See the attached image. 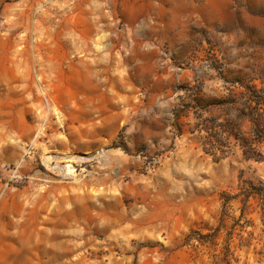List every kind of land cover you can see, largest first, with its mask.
Instances as JSON below:
<instances>
[{
	"label": "rangeland",
	"instance_id": "rangeland-1",
	"mask_svg": "<svg viewBox=\"0 0 264 264\" xmlns=\"http://www.w3.org/2000/svg\"><path fill=\"white\" fill-rule=\"evenodd\" d=\"M249 89L264 0H0V264H264Z\"/></svg>",
	"mask_w": 264,
	"mask_h": 264
},
{
	"label": "trees",
	"instance_id": "trees-1",
	"mask_svg": "<svg viewBox=\"0 0 264 264\" xmlns=\"http://www.w3.org/2000/svg\"><path fill=\"white\" fill-rule=\"evenodd\" d=\"M245 101L248 104V111L243 113L242 116L247 118L251 123L249 134L244 135V133H242L240 123L237 126L233 125V127H230V124L227 122L223 124L221 133L225 137H234L246 158L262 161L264 160V155L258 147L264 146V94L258 90L249 89ZM206 132L210 135V137H213L211 127L206 129ZM203 150L206 154L211 155L215 161H218L225 156V151H220V153H218L214 147H210V145L207 147V143L203 145ZM238 189L239 191L233 195L228 193H224L222 195L223 215L221 226L215 228L211 233L204 235L206 237V241L204 240L199 242L211 244L215 247L219 232L225 222L224 216H226V211H228L229 205L232 201H238L241 204L240 217L237 221L240 223L241 218L245 215L257 213L260 216L263 225L262 231L264 234V181L255 183L254 181L243 180L240 181ZM249 223V221L243 223V225L240 223V226L245 228L249 225ZM223 261L226 264H231L228 251L222 253L221 262Z\"/></svg>",
	"mask_w": 264,
	"mask_h": 264
},
{
	"label": "bare ground",
	"instance_id": "bare-ground-1",
	"mask_svg": "<svg viewBox=\"0 0 264 264\" xmlns=\"http://www.w3.org/2000/svg\"><path fill=\"white\" fill-rule=\"evenodd\" d=\"M74 159L73 156H68V155H63V156H50L48 159V162L52 161V160H58V161H70ZM56 173L58 175H61L63 177H66L67 175H71L73 174V169L71 168V166L69 164H67L65 166V169H67V171L64 169V167H61L58 163L56 164Z\"/></svg>",
	"mask_w": 264,
	"mask_h": 264
}]
</instances>
